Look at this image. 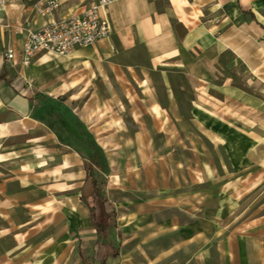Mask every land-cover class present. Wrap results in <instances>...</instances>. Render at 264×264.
I'll return each mask as SVG.
<instances>
[{
	"label": "crops",
	"instance_id": "obj_1",
	"mask_svg": "<svg viewBox=\"0 0 264 264\" xmlns=\"http://www.w3.org/2000/svg\"><path fill=\"white\" fill-rule=\"evenodd\" d=\"M37 1L0 0V114L7 118L0 119V137L23 134L35 121L28 66L10 64L5 49L17 48L26 28L81 12L95 0H60L45 15L36 11ZM105 14L110 36L64 56L88 63L95 81L121 73L134 81L148 99L157 133L184 138L187 153L184 164H172L175 192L163 225L170 244L160 247L154 263L264 264V179L243 187L235 174L251 160L247 153L262 151L264 144L246 123L251 114L224 112L226 97L212 92L213 86L228 87L212 79L226 63L264 73V0H112ZM229 168L234 174L228 177ZM23 174H0V264H62L65 226L55 225L51 243L49 235L33 230ZM113 257L104 263L115 264Z\"/></svg>",
	"mask_w": 264,
	"mask_h": 264
},
{
	"label": "rangeland",
	"instance_id": "obj_2",
	"mask_svg": "<svg viewBox=\"0 0 264 264\" xmlns=\"http://www.w3.org/2000/svg\"><path fill=\"white\" fill-rule=\"evenodd\" d=\"M66 57L39 53L28 65L31 87L59 99L65 113L77 115L89 131L91 122L90 132L102 148L108 169L92 171L97 180L93 191L91 179L86 177L88 147L66 130V125L51 117L55 108L50 109L51 102L45 99L33 111L35 121L24 127L25 133L0 137V150H9L5 154L8 159L0 163V174L8 177L10 172H25L22 183L27 184L28 214L34 211L29 219L33 220L31 224H37L33 230L39 228L43 235H49L47 243L58 235L53 232L55 225L65 226L66 253L62 264H100L101 257L110 262L114 252H118L113 257L115 264H155L160 247L170 244L171 234L163 225L169 223L170 198L175 192L172 183L176 170L172 164H184L187 156L184 138L157 133L147 111L150 110L148 99L125 74L115 75L117 79L109 76V81L100 75L104 82L100 81L101 77L95 81V77L90 78L88 63H73ZM222 70L212 79L223 80L228 87L213 86L212 92L226 97L224 112L251 114L252 121L246 123L255 128L257 142L264 144V73L246 72L237 62L226 63ZM0 119H7L2 112ZM247 157L251 160L241 171H235L243 187L252 184V179H264V148L247 153ZM66 160H74L77 166L64 170L51 168ZM42 161L47 164L40 166ZM230 171L228 177L234 174ZM72 174H77L78 179L69 180ZM52 180H63L75 187L64 193L63 205L55 201L61 197L52 190L57 183L36 185ZM86 200L96 202L98 217L106 221L103 234L93 227ZM49 201H55L52 210L40 213ZM15 204L21 206V202ZM39 214L46 216L37 219ZM73 214L84 218L87 231L80 228L78 221L72 223Z\"/></svg>",
	"mask_w": 264,
	"mask_h": 264
},
{
	"label": "built area",
	"instance_id": "obj_3",
	"mask_svg": "<svg viewBox=\"0 0 264 264\" xmlns=\"http://www.w3.org/2000/svg\"><path fill=\"white\" fill-rule=\"evenodd\" d=\"M111 1L95 0L81 12L53 19L39 28H26L20 45L5 49V59L12 65L28 66L41 52L64 56L75 48L108 38L112 27L105 9ZM59 3L60 0H38L36 11L45 15Z\"/></svg>",
	"mask_w": 264,
	"mask_h": 264
},
{
	"label": "trees",
	"instance_id": "obj_4",
	"mask_svg": "<svg viewBox=\"0 0 264 264\" xmlns=\"http://www.w3.org/2000/svg\"><path fill=\"white\" fill-rule=\"evenodd\" d=\"M48 99L51 104L49 105V108H55L52 109L51 117L59 121V123L63 126L66 125V130H69L74 136H76L78 139H80L89 150V163L86 168V177L91 179L92 182V189L95 190L97 185V180L92 176V171L95 168H102V169H108L107 161L105 160L102 148L99 146V144L95 141L93 135L91 132L86 128L84 125V122L80 120L77 115L73 113H65L63 104L58 101L59 99H55L53 97H48L43 92H40L39 90H33V111L38 108L40 105L44 103L43 100ZM58 103V104H57ZM50 123H47L49 125ZM93 190V191H94ZM88 209H89V218L92 222L93 227L96 229L99 234L104 233V229L106 228L107 224L106 221L102 218H99L96 216L94 211V204L92 201L86 200L85 201ZM103 214V213H102ZM113 256H118V252H114ZM101 264L104 263V257L101 259Z\"/></svg>",
	"mask_w": 264,
	"mask_h": 264
},
{
	"label": "bare ground",
	"instance_id": "obj_5",
	"mask_svg": "<svg viewBox=\"0 0 264 264\" xmlns=\"http://www.w3.org/2000/svg\"><path fill=\"white\" fill-rule=\"evenodd\" d=\"M4 157H6L5 154L0 155V159H2ZM46 164H47V162L42 161L40 163V166L46 165ZM75 166H77V164H76V162L74 160H72V161L66 160V161H61L60 163L51 166V168L54 169V170H64V169L70 168V167L74 168ZM77 179H78L77 174H72V176L69 177V180H73L74 181V180H77ZM57 184L58 185L55 186L52 190L54 192L59 193L61 195V197H58V199H55V201H56V203H59V204L63 205L64 202H65L64 193H66L69 190H73L75 187L66 184L65 182H63V180H60ZM55 201L47 202V204L44 205V207H43V209H44L43 212L44 213L50 212L52 210V207L54 206ZM72 205H74V204H72ZM74 213H76V212L74 211ZM77 216H78L77 214H73L72 215V217H71L72 223H75L76 221H78V223H80V228H83L84 231H87L86 221L84 220V218H80V217H77ZM61 222H63V221L61 220Z\"/></svg>",
	"mask_w": 264,
	"mask_h": 264
},
{
	"label": "flooded vegetation",
	"instance_id": "obj_6",
	"mask_svg": "<svg viewBox=\"0 0 264 264\" xmlns=\"http://www.w3.org/2000/svg\"><path fill=\"white\" fill-rule=\"evenodd\" d=\"M93 190H94V189H93ZM92 197L94 198V196H92ZM92 197H91V198H92ZM93 198H92V199H93ZM92 203H93L94 206H95V208H94L95 214H96V216H98V209H97V206H96V202H93V201H92Z\"/></svg>",
	"mask_w": 264,
	"mask_h": 264
}]
</instances>
